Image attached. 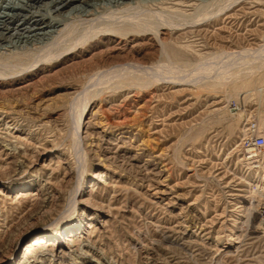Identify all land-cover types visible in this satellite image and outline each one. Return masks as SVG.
Here are the masks:
<instances>
[{"label": "rangeland", "instance_id": "obj_1", "mask_svg": "<svg viewBox=\"0 0 264 264\" xmlns=\"http://www.w3.org/2000/svg\"><path fill=\"white\" fill-rule=\"evenodd\" d=\"M135 1L0 41V264H264V0Z\"/></svg>", "mask_w": 264, "mask_h": 264}, {"label": "bare ground", "instance_id": "obj_2", "mask_svg": "<svg viewBox=\"0 0 264 264\" xmlns=\"http://www.w3.org/2000/svg\"><path fill=\"white\" fill-rule=\"evenodd\" d=\"M131 1L132 0H44V1L43 0H5L4 4L0 5V41L1 42L2 41H8L5 47H9V46H11V44L21 43V44L25 45L32 40L35 41L36 38L38 39L40 37L50 36L51 34H53L55 32L56 27H58L57 21L53 19L54 18L53 16L52 17L50 16V13H52V12L58 13V15L64 13V16H70L72 14L75 15V14H80V13H82V14L86 13L87 14V12L90 13V11H89L90 9H95L96 6H98V5H101V6L102 5H109V6H111V8L120 6V8L123 9L124 6H127L126 4H131L130 3ZM149 1L155 2L154 5L156 3L158 5H164L165 4V3L163 4V1H165V0H149ZM194 1H196V0H194ZM135 2H137V0ZM185 3H186V1L183 0V1L177 2V4H175V5L181 6ZM147 4H148V2H147ZM147 4H145V5L147 6ZM102 7H105V6H102ZM132 7H134V6L132 5ZM30 8L34 9L32 12H34L35 14L32 13L28 20H24L26 17H28L27 14H25V12L26 11L31 12L29 10ZM44 9H46V14H44V15L52 18L51 20L45 21V18L43 17L44 15L42 16L41 14H39V15L36 14V12H39V11L44 10ZM115 10H117V9H115ZM127 10H128V8L126 9V11ZM96 12H97V10H96ZM170 12H172V11H170ZM107 18H108V16H107ZM114 18L116 19V16ZM114 18H111L112 20L108 19V21H107V24L109 25V27L110 26L114 27V28L110 27L109 29L113 30V31L123 30L121 32H124V33H122V34H126L130 30L131 27L130 26L124 27L121 25V23L119 25L118 22L116 20H114ZM117 18H119V16ZM122 19H123V17H122ZM131 19L132 18H130V20ZM99 20H100V18H99ZM123 20H125V19H123ZM132 22H133V20H132ZM113 23L115 24V26H113L114 25ZM135 24H137V23H135ZM93 26H94V23H93ZM93 26L91 28H93ZM137 26H139V25H137ZM178 26H175V27H178ZM94 28H95V26H94ZM97 29H99V30H97ZM101 30H102V34H103V32L106 31L107 29L104 30V29H101V27H97L93 31L89 30V32L86 33L85 36H87V37H85L84 40L88 39L91 36L98 35L99 33H101ZM130 33H132V32L130 31ZM52 38H53V36H52ZM82 41H83V39H82ZM108 121H110V120H106V122H108ZM125 122L126 121H124V123ZM254 150L256 151V149L252 146V143L250 142L244 149V152H245L244 158L245 159H243V161L244 160L247 161V164L249 165V167L251 166L253 168H260L261 163H260L259 159L257 158L258 154H256V153L249 154L250 152H252Z\"/></svg>", "mask_w": 264, "mask_h": 264}, {"label": "built area", "instance_id": "obj_3", "mask_svg": "<svg viewBox=\"0 0 264 264\" xmlns=\"http://www.w3.org/2000/svg\"><path fill=\"white\" fill-rule=\"evenodd\" d=\"M249 142H251L252 146L256 149V151L254 150L250 152L249 154H253V153L258 154L257 158L259 159L260 163L264 164V137L255 136Z\"/></svg>", "mask_w": 264, "mask_h": 264}]
</instances>
